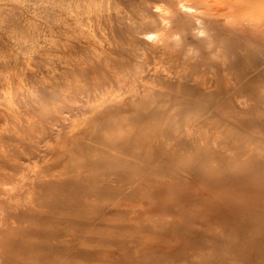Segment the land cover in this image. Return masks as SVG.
Here are the masks:
<instances>
[{"label":"rangeland","instance_id":"1","mask_svg":"<svg viewBox=\"0 0 264 264\" xmlns=\"http://www.w3.org/2000/svg\"><path fill=\"white\" fill-rule=\"evenodd\" d=\"M262 40L264 0H0V244L65 241L39 264H264ZM227 47L239 102L181 108L196 76H231Z\"/></svg>","mask_w":264,"mask_h":264},{"label":"bare ground","instance_id":"2","mask_svg":"<svg viewBox=\"0 0 264 264\" xmlns=\"http://www.w3.org/2000/svg\"><path fill=\"white\" fill-rule=\"evenodd\" d=\"M240 1V0H237ZM182 2V1H181ZM224 2H221V4H223ZM226 3V2H225ZM219 4V3H217ZM180 5V4H179ZM214 5V4H213ZM224 5V4H223ZM221 6V5H220ZM181 7V6H180ZM187 7V6H186ZM218 7V6H217ZM159 8V7H158ZM157 8V9H158ZM190 8V7H187ZM185 8V9H187ZM220 9V8H219ZM220 11H224L223 6H221ZM228 9V8H227ZM189 10V9H187ZM160 11V10H159ZM193 11V10H192ZM213 11V10H211ZM218 11V10H217ZM60 12V11H59ZM55 14V13H54ZM87 16V15H86ZM63 19V18H62ZM198 21L196 23H202L203 19L202 18H197ZM226 21V20H224ZM229 21V20H227ZM88 22V21H86ZM212 22H216L214 20H210L209 23ZM163 23V22H162ZM225 29H229L230 27L228 26V24H224ZM245 28H242L241 30H244ZM234 30V29H233ZM87 31V30H86ZM61 32V31H60ZM219 34V33H218ZM217 34V31L213 34H209L208 36V41L207 43L209 44V48L211 51H214V48L218 47L220 45V42L218 40L219 35ZM92 35V33L90 34ZM161 34H159L160 36ZM143 36V35H142ZM150 36V35H149ZM148 36V39H149ZM153 36V35H152ZM158 35H156L157 37ZM158 36V37H159ZM160 38V37H159ZM158 38V39H159ZM95 39V38H93ZM152 40V38H150ZM154 39V38H153ZM161 40V39H159ZM159 42V41H158ZM160 43V42H159ZM258 45H260L261 47H264V40H262V42H260ZM161 45H158V43L156 42V44L153 46L154 48H159ZM226 48V47H225ZM54 49V48H53ZM234 48H228L225 50H223L226 54H221L224 53L222 51H219L216 56L217 59H220L221 63L217 65V68L220 67L219 70L222 69V71H227V73H229L231 76L230 77H224V78H220V77H216V78H210V79H206L204 77H199L196 76V80H195V85L201 89V93L197 94L196 92H192L191 95L193 97V99L188 100V101H184L181 104V108H191L195 105H192L193 102H197V100L202 101V107L200 108V105L198 104L197 106H199L200 109H202V112H219V110H222L224 107V100H225V96L232 94L233 97H235L237 99V102H239V97L241 96V94L243 93L242 90V83L240 82V80H238V77H242L243 75L238 72H236L232 66L228 68V63H226V57L228 54H232L234 51H232ZM56 50V49H55ZM54 50V51H55ZM52 51V50H51ZM57 52V51H56ZM55 52V53H56ZM230 52V53H229ZM53 53V52H52ZM216 53V51H215ZM59 54V53H58ZM226 55V56H225ZM186 57V56H185ZM145 60V59H144ZM231 60H234L233 58H231ZM155 61V60H154ZM212 64L213 61H210ZM155 63V62H154ZM203 64L205 65H210L208 62H204L202 61ZM227 66V67H226ZM157 67V66H156ZM167 74V73H166ZM169 75V74H168ZM234 77V79H236V82L234 85L230 86L229 82L232 80V78ZM140 81V80H139ZM49 83V82H48ZM241 83V84H240ZM144 85V84H143ZM149 85V84H148ZM235 86V87H234ZM130 88V87H129ZM133 90V89H132ZM126 96V95H123ZM212 96V97H211ZM119 99H121L120 97H118ZM116 98V99H118ZM124 99V98H122ZM196 99V100H194ZM125 100V99H124ZM132 100V99H131ZM241 100V99H240ZM99 101V100H98ZM117 101V100H116ZM243 101V100H242ZM108 103V102H107ZM112 103V102H110ZM114 103V102H113ZM120 104V102H118ZM125 103V102H124ZM91 104V103H90ZM106 104V103H105ZM117 104V103H115ZM126 104V103H125ZM177 104V103H176ZM87 105V104H86ZM104 105V104H103ZM102 105V106H103ZM108 105V104H107ZM129 105V104H128ZM110 106V105H109ZM108 106V107H109ZM107 107V106H106ZM107 107V108H108ZM105 108V106H104ZM103 108V109H104ZM121 108V107H120ZM98 109V108H97ZM106 110V109H105ZM97 111V110H96ZM109 113V112H108ZM102 118V117H101ZM199 121L197 119H193V120H189L187 121L185 124V126H187L188 128L192 127L193 125H195L196 123H198ZM85 125V124H84ZM203 127L205 129H208L210 126L207 125L206 122L203 123ZM70 134V133H69ZM205 134V133H204ZM201 144V143H200ZM56 152V151H55ZM46 162V161H45ZM45 168V167H44ZM250 170L248 168H241L239 173H238V178L239 176L242 175H246L249 174ZM51 176V175H50ZM47 179V178H45ZM26 196V195H25ZM29 197V196H28ZM30 213V212H29ZM36 225V224H35ZM29 227V226H28ZM31 227H33L31 225ZM48 235V234H47ZM59 236V234L57 235ZM254 243V242H253ZM65 241L63 240H58L57 241V245L54 247L55 249H57L59 252L63 251V248L65 247ZM36 248V247H35ZM34 247H29V245H27L24 242V237H22L19 240H10V241H5L3 244H0V264H39L36 263L34 261H32L31 259H40V258H47L49 256V253H51L53 251V247H48L46 249H42V248H36ZM15 251H17V254H14ZM62 257H60L59 259H61ZM42 261H44L42 259ZM60 264L62 261H60ZM47 264V263H46Z\"/></svg>","mask_w":264,"mask_h":264}]
</instances>
